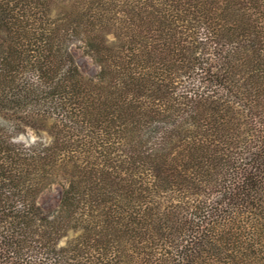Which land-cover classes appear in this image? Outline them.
<instances>
[{"label": "trees", "instance_id": "16d2710c", "mask_svg": "<svg viewBox=\"0 0 264 264\" xmlns=\"http://www.w3.org/2000/svg\"><path fill=\"white\" fill-rule=\"evenodd\" d=\"M0 264H264V0H0Z\"/></svg>", "mask_w": 264, "mask_h": 264}, {"label": "rangeland", "instance_id": "374dc122", "mask_svg": "<svg viewBox=\"0 0 264 264\" xmlns=\"http://www.w3.org/2000/svg\"><path fill=\"white\" fill-rule=\"evenodd\" d=\"M72 54L75 61L80 69V71L90 77H95L99 73V67L96 62L89 57L84 47L73 46ZM49 139L44 138V123H38V130H27L25 133L20 134L16 137V142L27 148H42L44 144L48 143ZM66 184L59 183L52 185L49 190L45 191L39 199V203L44 210L51 211L59 207L61 202V197ZM69 240V239H68ZM65 240L64 242H67Z\"/></svg>", "mask_w": 264, "mask_h": 264}]
</instances>
